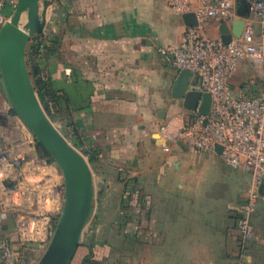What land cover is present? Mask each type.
Masks as SVG:
<instances>
[{"label":"crops","instance_id":"obj_1","mask_svg":"<svg viewBox=\"0 0 264 264\" xmlns=\"http://www.w3.org/2000/svg\"><path fill=\"white\" fill-rule=\"evenodd\" d=\"M250 1L237 0L236 11L260 36L264 21L250 13ZM40 15L49 46L43 76L63 98L50 119L93 165L96 188L94 228L71 264H264V195L246 249L231 210L246 202L251 175L180 141L164 150V127L200 115L174 97L180 72L159 52L183 43V16L167 0H40ZM220 27L212 19L200 32L217 39ZM263 86L264 65L244 59L234 92L255 96ZM191 89L199 90L196 76ZM63 186L14 110L0 67V264L39 263Z\"/></svg>","mask_w":264,"mask_h":264},{"label":"built area","instance_id":"obj_2","mask_svg":"<svg viewBox=\"0 0 264 264\" xmlns=\"http://www.w3.org/2000/svg\"><path fill=\"white\" fill-rule=\"evenodd\" d=\"M17 1L0 0V21L4 18L7 6ZM236 1L167 0L176 15L195 14L199 26L188 27L183 43L178 47L161 48L160 55L177 71H188L196 76L199 90L211 96L212 106L208 116L199 115L179 128L168 125L162 132L167 140L164 147L167 152L170 151L168 141H180L203 153H217V146H221V156L228 167L251 175L252 186L246 202L231 208L238 216L242 247L246 249L255 236L253 216L262 198L260 189L264 184V86L258 95L245 96L234 92L231 81L244 59H250L256 65H264V31L257 36L252 23L245 19L242 36L233 38L229 44H225L221 38L205 37L200 32L202 26L212 19L232 26L239 18ZM249 11L264 21V0L250 1ZM44 160L54 163L51 159ZM63 191L62 212L66 201L65 183ZM62 212L50 226V242ZM20 221L22 229L29 228L25 220ZM32 221L37 219L33 218Z\"/></svg>","mask_w":264,"mask_h":264},{"label":"water","instance_id":"obj_3","mask_svg":"<svg viewBox=\"0 0 264 264\" xmlns=\"http://www.w3.org/2000/svg\"><path fill=\"white\" fill-rule=\"evenodd\" d=\"M26 12L28 23L22 28L21 22ZM183 18L188 27L199 26L195 14L188 13ZM245 19L246 16H239L232 26L221 22L220 35L225 44L242 36ZM42 31L40 0H19L13 16L0 28V67L14 110L57 162L65 179V206L55 234L38 264H71L95 208L96 188L89 162L79 151V146L71 143L50 119L31 78L27 49L32 38ZM192 77L193 74L188 71L179 73L174 97L183 99L187 109L208 116L212 98L207 93L191 89ZM216 151L222 154L223 148L217 146ZM260 192L264 195V184Z\"/></svg>","mask_w":264,"mask_h":264},{"label":"trees","instance_id":"obj_4","mask_svg":"<svg viewBox=\"0 0 264 264\" xmlns=\"http://www.w3.org/2000/svg\"><path fill=\"white\" fill-rule=\"evenodd\" d=\"M47 44L48 41L43 38L42 33L32 38L27 51V65H30L32 68V74L35 77V88L39 99L47 114L54 119L56 117L52 113V103L55 106H61L63 98L57 91L53 90L49 80L43 76L45 64L42 56L49 49ZM37 148L41 157L53 160L49 152L40 142L37 143Z\"/></svg>","mask_w":264,"mask_h":264},{"label":"rangeland","instance_id":"obj_5","mask_svg":"<svg viewBox=\"0 0 264 264\" xmlns=\"http://www.w3.org/2000/svg\"><path fill=\"white\" fill-rule=\"evenodd\" d=\"M18 2L19 1H17L16 3H14V9L12 10V12L9 14V15H6V16H4V18H3V20L1 21V22H4L5 23V20L7 19V20H9L12 16H13V14H14V12H15V10H16V7H17V5H18ZM6 20V21H7ZM3 23V24H4ZM28 23V13L26 12V13H24V15H23V18H22V22H21V26H22V28H25V26H26V24ZM30 44V43H29ZM28 47H29V45H28ZM27 51H28V49H27ZM27 60H28V57H27ZM28 68H29V71H30V74H31V78H32V80H33V82H34V84H35V77L33 76V74H32V68H31V66L30 65H28ZM37 91V90H36ZM56 116V115H55ZM51 118V117H50ZM52 119V118H51ZM53 120V119H52ZM54 122V124H55V126L59 129V131L64 135V136H67L66 134H67V132H66V130H65V128L62 126V124H60V123H58V122H55V121H53ZM35 137V136H34ZM67 139H68V137H66ZM36 139V138H35ZM68 140H70L71 141V139H68ZM36 141H37V143L39 142L37 139H36ZM40 155V154H39ZM85 156V155H84ZM43 158V157H42ZM86 158V157H85ZM54 161V160H53ZM89 161V160H88ZM89 163H90V161H89ZM91 164V163H90ZM54 166H56L60 171H61V174H62V176L64 177V174H63V172H62V170H61V168L59 167V165L57 164V162H55L54 161ZM91 166H93L92 164H91ZM97 180H98V178H97ZM100 180H98V182H99ZM64 183H65V179H64ZM97 203L98 202H100L101 201V198H100V195H98L97 196ZM62 212V211H61ZM58 215H60V214H58ZM58 215L56 216V217H58ZM91 221V222H90ZM88 224H89V226H87L86 227V229H85V234L86 235H89L90 234V232H91V230L94 228V212H93V214H92V216H91V218H90V220H89V222H88ZM87 224V225H88Z\"/></svg>","mask_w":264,"mask_h":264}]
</instances>
